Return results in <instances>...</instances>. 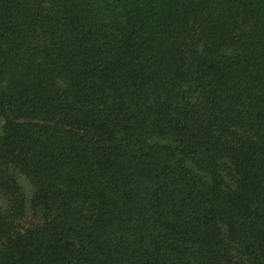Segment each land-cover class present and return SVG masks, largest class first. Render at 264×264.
<instances>
[{
  "label": "trees",
  "instance_id": "1",
  "mask_svg": "<svg viewBox=\"0 0 264 264\" xmlns=\"http://www.w3.org/2000/svg\"><path fill=\"white\" fill-rule=\"evenodd\" d=\"M0 120V264H264V0H0Z\"/></svg>",
  "mask_w": 264,
  "mask_h": 264
},
{
  "label": "rangeland",
  "instance_id": "2",
  "mask_svg": "<svg viewBox=\"0 0 264 264\" xmlns=\"http://www.w3.org/2000/svg\"><path fill=\"white\" fill-rule=\"evenodd\" d=\"M2 127L3 122L0 120V134ZM4 174L6 176H2L0 180V204L9 208L11 221L9 232L16 238L19 236L25 238L34 233L37 235L41 229V218L35 210L28 182L16 166L4 170ZM0 239L4 240L2 233Z\"/></svg>",
  "mask_w": 264,
  "mask_h": 264
}]
</instances>
